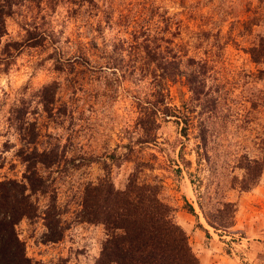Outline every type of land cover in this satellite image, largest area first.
<instances>
[{
  "label": "rangeland",
  "instance_id": "rangeland-1",
  "mask_svg": "<svg viewBox=\"0 0 264 264\" xmlns=\"http://www.w3.org/2000/svg\"><path fill=\"white\" fill-rule=\"evenodd\" d=\"M18 1L16 12L6 18L7 34L0 40V50L8 41H21L27 34L25 28L34 26L48 33L54 43L24 47L8 69L0 62V180L22 179L25 165L17 152L26 133L40 134V148L59 141L67 149L57 182L58 206L65 211L64 237L47 242L42 218L23 219L17 230L27 255L44 264L96 263L107 234L103 224L78 219L83 187L107 174L116 187H125L134 162L123 156L130 140L142 135L134 128L139 116L135 102L138 97H149L155 85L142 68H110L105 62L108 55H115L116 44L131 41L134 29L154 33L164 29L166 15L173 23L164 34L174 40L176 49L209 60L215 70L217 79L209 80V85L218 86L215 95L221 102L217 115L221 132L211 149L217 171L210 173L205 162L200 167L192 152L196 125L208 115L198 107L190 139L182 136V123L171 118L161 123L157 142L134 145L138 158L155 163V169L146 170L141 178L160 181L161 197L172 206L201 264H264V172L249 191L230 187L232 176L242 174L231 167L236 157L246 151L259 154L254 142L264 136V106L252 103L259 102L264 93V63L255 62L248 52L264 35V0H98L99 8L94 9L79 8L69 0ZM256 16L262 18L260 24L245 25ZM83 51L92 64L103 68H85L81 63L71 68L69 60L81 58ZM124 53L129 59L128 52ZM60 56L64 68L56 67ZM169 84L170 105L185 110L192 104L185 77ZM21 116L26 122L23 130L13 118ZM180 139L187 145L184 152ZM114 154L118 159H113ZM75 155L93 161L76 167L71 162ZM182 156L192 166L188 168ZM190 172L199 187L191 183ZM208 182H212L213 202L225 199L237 205L235 224L226 230L210 226L198 206V192ZM41 200V205L47 203ZM187 201L198 216L187 212Z\"/></svg>",
  "mask_w": 264,
  "mask_h": 264
},
{
  "label": "trees",
  "instance_id": "trees-1",
  "mask_svg": "<svg viewBox=\"0 0 264 264\" xmlns=\"http://www.w3.org/2000/svg\"><path fill=\"white\" fill-rule=\"evenodd\" d=\"M69 1L79 8L85 5L91 9L99 8L98 0ZM19 4L18 0H0V40L7 34L6 18L16 12L15 7ZM163 17L164 29L155 33L145 28L134 29L131 41L127 43L126 40H121L116 44L115 55H108L105 62L110 68H142L143 73L152 76L155 85L151 97H138L135 102L139 116L134 122V128L136 133L142 135L136 140H130L132 142L127 144V153L123 156L125 160L134 162L125 187H116L109 174L84 184L81 210L77 217L89 223L103 224L107 234L95 264H201L190 244L189 235L175 220L172 206L161 197L160 181L157 178H141L146 170L155 169V163L138 158L134 146L157 142L161 123L170 121L171 118H175L178 125L182 123L180 132L186 139H190L189 132L194 123L193 113L199 107L200 112L208 115L201 118L196 125L194 138L197 142L192 152H195L196 163L200 167L205 162L210 173L217 171L211 149L213 139L221 132L217 121L221 102L220 97L215 95L219 91L218 86L209 85V80L217 79L214 67L207 59H197L188 56L184 50L182 52L176 49L174 40L164 34L165 31L168 32L173 19L166 15ZM261 21L262 18L256 16L245 22V25H258ZM25 29L27 34L21 41H8L0 50V62L7 69L24 47L44 46L49 40L54 43L51 36L37 26L34 29ZM54 50L61 54L58 49ZM125 50L129 59H126ZM248 52L255 62L264 63V35L259 36ZM82 53L81 58L69 60L71 68H76L79 63L85 68H103L99 63L92 64L85 51ZM56 67H65L62 56L57 59ZM183 77L192 92V104H187L185 110H180L170 105L169 83H176ZM46 101L50 103L52 100ZM252 103L253 107L260 104L264 106V93L259 102L256 100ZM21 117L13 118L20 123L19 129L23 130L26 122ZM39 136L34 130L26 133L23 137L24 145L17 152L25 165L22 179L0 180V264H44L27 255L25 241L17 230L23 219L33 222L42 218L46 227L44 239L47 242L61 240L67 228L63 220L65 211L58 206L57 186L61 164L66 161L67 149L59 141L50 142L49 146L40 148ZM180 143L184 152L187 145L183 139H180ZM254 143L259 154L252 155L246 151L237 156L235 164L231 166L242 171L241 176H232L230 187L233 189L249 191L260 182L264 172V136ZM112 157L114 160L118 159L116 154ZM182 159L188 168L192 166L191 160L184 156ZM92 161V158L85 156L75 155L71 158L76 167L89 165ZM177 170L181 171V168ZM189 174L191 183L197 186L199 183L196 184L193 173ZM211 184L212 182H208L204 191L199 190L197 203L210 226L226 230L235 224L237 205L225 199L213 202L210 196ZM42 198L47 201L45 205H41ZM186 208L187 212L198 216L192 203L187 201ZM207 234L210 235L208 230Z\"/></svg>",
  "mask_w": 264,
  "mask_h": 264
}]
</instances>
